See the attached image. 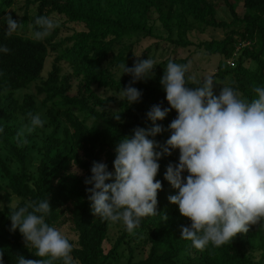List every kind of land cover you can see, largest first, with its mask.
<instances>
[{
    "label": "trees",
    "instance_id": "16d2710c",
    "mask_svg": "<svg viewBox=\"0 0 264 264\" xmlns=\"http://www.w3.org/2000/svg\"><path fill=\"white\" fill-rule=\"evenodd\" d=\"M241 2L242 17L237 11ZM223 8L230 21L217 17ZM7 14L22 22L11 36L5 33ZM40 16L58 26L38 41L33 33L39 30L35 20ZM196 27L222 30L225 36L195 38ZM3 46L10 51L0 52V264H18L19 256L49 259L35 256L36 249L26 247L9 219L18 207L46 199L51 211L45 222L73 244L76 264H264V220L219 247L209 244L198 250L180 239L181 228L191 222L169 202L177 190L164 179L169 163H178V150L158 161L156 179L162 190L157 215L142 218L132 233L122 222L92 214L91 185L85 184L93 162L114 172L116 145L131 137L133 129L152 127L146 113L153 105L169 107L160 84L169 61L195 66L196 59L201 65L200 60L212 59L215 95L222 86H231L254 98L253 86L264 87V0H0ZM180 49L188 56L174 58ZM149 57L156 67L132 85L142 96L128 104L120 93L132 77L121 65L131 68ZM199 67L198 74H204ZM189 71L188 87L209 77L195 80ZM29 113L38 115L43 127L29 132ZM176 117L175 110L169 111L156 122L164 131L149 139L162 148ZM148 246L147 257L138 258Z\"/></svg>",
    "mask_w": 264,
    "mask_h": 264
},
{
    "label": "clouds",
    "instance_id": "9594fccd",
    "mask_svg": "<svg viewBox=\"0 0 264 264\" xmlns=\"http://www.w3.org/2000/svg\"><path fill=\"white\" fill-rule=\"evenodd\" d=\"M4 20L8 36L22 26L11 14ZM35 24L39 30L33 37L38 41L58 26L45 16L37 17ZM9 51L7 46L0 47V52ZM121 67L132 81L122 88L120 96L128 104L139 102L142 93L132 85L152 74L155 62L149 57L131 68L125 64ZM189 67L167 63L160 84L169 107L153 105L146 113L152 127H137L131 137L122 138L116 145L114 172H109L105 163L93 162L85 184L91 185L87 192L92 214L113 223L122 222L132 233L142 218L157 215V196L162 190V183L156 179L158 161L178 150V163H169L164 175L177 190L168 199L191 222L190 227L181 228L180 239L202 250L209 244L222 246L264 220V87L253 86L255 96L251 100L231 86H222L215 95L211 76L198 87L187 86ZM171 110L177 117L170 123L171 135L161 148L149 137L164 131L156 122L163 121ZM28 115L29 132L43 127L44 121L38 115ZM50 211L49 199L13 210L9 217L11 230H19L26 247L36 249L35 256L49 257L19 256L18 264H53L56 260L76 264L71 256L73 244L45 222Z\"/></svg>",
    "mask_w": 264,
    "mask_h": 264
},
{
    "label": "rangeland",
    "instance_id": "374dc122",
    "mask_svg": "<svg viewBox=\"0 0 264 264\" xmlns=\"http://www.w3.org/2000/svg\"><path fill=\"white\" fill-rule=\"evenodd\" d=\"M237 11H238L239 16L242 17L244 12H245V8H244L242 2L237 7ZM217 17L219 19H221V20H226V21H230L231 20V16H230L229 11H228L227 8L219 9L218 12H217ZM196 30H198V31H196ZM196 30H193V33H192V36L195 37V38L198 37L200 39H207L210 36H216L217 38H223L225 36V33L222 30L214 31L211 28H203V27L202 28L201 27H196ZM177 53L178 54L175 55L174 58L188 56V53H186L182 49L178 50ZM196 58L194 57V59H196ZM194 61H195V64H194L195 66H193L192 65L193 63H192V64H190V67H189V70H190L189 72L191 73V76L193 77L192 79L199 80L200 79L199 77L201 75H202L201 77H203V76H212L214 73H216V71L213 69V61H212V59L210 60V62L208 60L209 63H207V61L204 62L203 60H200L202 62L203 66L201 64H199V60L198 59H196ZM199 66L205 68L204 69L205 70L204 74H201V75L198 74L200 72V70H198L197 67H199ZM50 69H51V66H48V68L46 69L45 74H44L45 78H47V74H48V71ZM217 88H218V86L213 87V92L214 93L217 92V90H218ZM34 90H35V88H34ZM98 93L100 95H105L106 92L103 91V90H98ZM108 95H111V93H108ZM40 100H42V98ZM112 109H113V111H117L118 110L117 104H112ZM16 203H17V201L13 200L12 204L15 205ZM114 232L115 231H113L112 233H114ZM106 247H107L106 250H109V243H107V242H106ZM148 250H149V246H148V248H146V250L144 252L139 254L138 258L147 257Z\"/></svg>",
    "mask_w": 264,
    "mask_h": 264
}]
</instances>
